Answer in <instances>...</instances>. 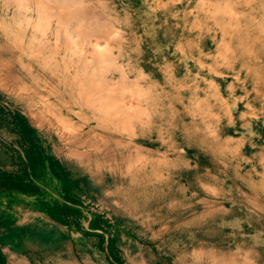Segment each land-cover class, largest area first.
Returning <instances> with one entry per match:
<instances>
[{
    "label": "rangeland",
    "instance_id": "rangeland-1",
    "mask_svg": "<svg viewBox=\"0 0 264 264\" xmlns=\"http://www.w3.org/2000/svg\"><path fill=\"white\" fill-rule=\"evenodd\" d=\"M31 2L0 0V96L106 221V264H264V0ZM81 83L145 114L116 127Z\"/></svg>",
    "mask_w": 264,
    "mask_h": 264
},
{
    "label": "crops",
    "instance_id": "crops-1",
    "mask_svg": "<svg viewBox=\"0 0 264 264\" xmlns=\"http://www.w3.org/2000/svg\"><path fill=\"white\" fill-rule=\"evenodd\" d=\"M49 146L0 96V264H51L56 255L60 264H83L76 255L73 260L74 242L85 257L91 248L106 264L103 251L114 243L106 221L73 198L70 179L58 181L65 170Z\"/></svg>",
    "mask_w": 264,
    "mask_h": 264
},
{
    "label": "bare ground",
    "instance_id": "bare-ground-1",
    "mask_svg": "<svg viewBox=\"0 0 264 264\" xmlns=\"http://www.w3.org/2000/svg\"><path fill=\"white\" fill-rule=\"evenodd\" d=\"M32 1H34V0H32ZM30 2H31V0H30ZM32 3V5H33V2H31ZM35 3V2H34ZM30 4V3H29ZM47 4V3H46ZM21 5H22V7H23V5H24V3H23V1H21ZM83 5V4H82ZM14 6H15V4H14ZM48 7V6H47ZM54 7V6H53ZM81 7V6H80ZM19 10H21V9H19ZM33 10V9H32ZM47 9H44L43 11H46ZM55 10V9H54ZM82 10V9H81ZM85 10V9H84ZM83 10V11H84ZM23 11V10H22ZM92 11V10H91ZM24 12V11H23ZM27 12H29V11H27ZM36 12V11H35ZM47 12V11H46ZM65 12H67V11H65ZM86 12H88V11H86ZM20 13H21V11H20ZM26 13V12H25ZM23 14V13H22ZM38 14V13H37ZM48 14V13H47ZM87 14V13H86ZM20 16H21V14H19ZM24 15V14H23ZM41 15V14H40ZM63 15V14H62ZM87 16H88V14H87ZM87 16H86V18H87ZM28 17V16H27ZM32 17V16H31ZM51 17V16H50ZM61 17V16H60ZM98 17V16H97ZM21 18V17H20ZM88 18H89V16H88ZM87 18V19H88ZM92 18V17H91ZM102 18V17H101ZM35 20H36V18H35ZM95 20V19H94ZM48 21V20H47ZM51 21V20H50ZM88 21V20H87ZM92 21V20H91ZM252 21V20H251ZM52 22V21H51ZM89 22V21H88ZM88 22H86L87 24H88ZM93 22V21H92ZM91 22V23H92ZM100 22H102V21H100ZM58 23H61V22H58ZM84 24H86L85 22H83ZM43 24H44V21H43ZM51 24V23H50ZM49 24V25H50ZM61 24H63V23H61ZM83 24V25H84ZM102 24V23H101ZM106 24V23H105ZM104 24V25H105ZM24 25V24H23ZM33 25V24H32ZM80 25H82V24H80ZM94 25V24H93ZM30 26V25H29ZM46 26H47V24H46ZM85 26V25H84ZM103 26V25H102ZM107 26V25H106ZM105 26V27H106ZM95 27V26H94ZM109 27V26H108ZM234 27V26H233ZM30 28H31V26H30ZM54 28V27H53ZM60 28H61V25H60ZM88 28V27H87ZM93 28V27H92ZM98 28V27H97ZM111 28V27H110ZM113 28V27H112ZM78 29V28H77ZM106 29V28H105ZM91 30V29H90ZM97 30V29H96ZM111 30V29H110ZM262 30V29H261ZM46 31H47V29H46ZM45 31V32H46ZM85 31H87V30H85ZM105 31V30H104ZM238 31V30H237ZM34 32V31H33ZM44 32V33H45ZM55 32H57L56 30H55ZM66 32V31H65ZM64 32V33H65ZM93 32H95V31H93ZM32 33V32H31ZM80 33V32H79ZM96 34H97V32H95ZM102 33V32H101ZM264 33V32H263ZM29 34H30V32H29ZM37 34V33H36ZM46 34V33H45ZM83 33H81V35H82ZM87 34H88V31H87ZM96 34H94L93 35V33L91 34V38L94 36V37H96L95 35ZM109 34V33H108ZM248 34V33H247ZM66 35L67 34H65L64 36L66 37ZM89 35V34H88ZM93 35V36H92ZM31 36V35H30ZM62 36V35H61ZM60 36V37H61ZM90 36V35H89ZM59 37V36H58ZM69 37V36H68ZM78 37V36H77ZM88 37V36H87ZM110 38L112 37V36H109ZM116 37V36H115ZM27 38V37H26ZM63 38V37H62ZM79 38H80V36H79ZM84 38V37H83ZM249 38V37H248ZM258 38V37H257ZM256 38V39H257ZM68 39V38H67ZM66 38H65V40H67ZM89 39V38H88ZM88 39H86V40H88ZM101 39H102V37H101ZM104 39V38H103ZM62 40V39H61ZM57 41H58V39H57ZM90 41V40H89ZM105 41V40H104ZM65 42V41H64ZM91 42V41H90ZM107 42V41H106ZM29 43V42H28ZM44 43V42H43ZM66 43V42H65ZM68 43V42H67ZM66 43V44H67ZM30 45V44H29ZM47 45V44H46ZM66 46V45H65ZM102 46H105V44L104 45H102ZM87 47V46H86ZM42 48V47H41ZM96 48V47H95ZM54 49V48H53ZM69 49V48H68ZM97 50H99L98 48H96ZM108 49V48H107ZM113 49V48H112ZM70 50V49H69ZM96 50V51H97ZM105 50H106V48H105ZM100 51V50H99ZM107 51V50H106ZM28 52V51H27ZM80 52H82V51H80ZM79 52V53H80ZM103 51L101 50V52L100 53H95V54H93L88 60H87V62H88V65H89V67L90 68H88L89 70L88 71H96V70H98V68L100 67V68H102V63L104 62V60H103V58H102V56H101V53H102ZM110 52V51H109ZM74 53V52H73ZM73 53H72V55H73ZM83 53V52H82ZM81 53V55L83 56V55H85L84 53H86V50H85V52L82 54ZM88 53V52H87ZM93 53H94V51H93ZM71 54V53H70ZM48 57V56H47ZM52 57V56H51ZM70 57V56H69ZM49 58V57H48ZM53 58V57H52ZM54 59V58H53ZM70 59V58H69ZM78 59V58H77ZM112 59V58H111ZM18 60V59H17ZM47 60H49V59H47ZM52 60V59H51ZM67 60V59H66ZM110 61V60H109ZM109 63V62H108ZM114 63V62H113ZM57 64H59V63H57ZM66 64H67V62H66ZM94 64H95V66L97 67V69L95 68V66H94ZM107 64V63H106ZM54 65V64H53ZM43 66H44V64H43ZM57 65H55V67H56ZM60 66V65H59ZM47 67V66H46ZM81 67V65L79 66V68ZM113 67V66H112ZM115 67V66H114ZM124 67V66H123ZM127 68V67H126ZM254 68H255V66H254ZM44 69V68H43ZM56 69V68H55ZM82 69V68H81ZM49 70V69H48ZM81 71V70H80ZM103 71H105V70H103ZM56 72V71H55ZM68 72V71H67ZM76 72H78V71H76ZM58 73H60V72H58ZM85 73H87V72H85L84 71V74ZM92 73V72H91ZM53 74V73H52ZM105 74V73H104ZM88 75V74H87ZM99 75V74H98ZM54 76V75H53ZM56 77V76H55ZM54 77V78H55ZM103 77V76H102ZM73 78H74V76H73ZM97 78V77H96ZM119 78H120V76H119ZM61 79V78H60ZM88 79V78H87ZM58 80V79H57ZM66 80V79H65ZM100 80V79H99ZM97 81V83L98 82H100V81ZM75 81V80H74ZM90 81V80H89ZM59 82V81H58ZM105 82V81H104ZM107 82V81H106ZM59 83H61V81L59 82ZM75 83V82H74ZM119 83H121V82H119ZM100 84V83H99ZM104 84V83H103ZM116 84V83H115ZM75 85V84H74ZM97 85V84H96ZM101 85V84H100ZM106 85H108V83L106 84ZM111 85V84H110ZM81 86L83 87L82 88V91H77L76 92V94H79L78 95V97L79 96H81V98H82V100L84 101V103H85V105L88 107V108H90V109H92V110H95V111H97V112H99V113H103V114H105L106 116H107V119L112 123V125H114V126H118L120 123H124L125 124V126L124 127H127V129L129 128V129H131L132 128V125H131V127L129 126H127V124L130 122V121H132L133 120V118L135 117V116H137V118H138V116H142L141 114L142 113H144L145 114V112L144 111H141V113L139 112V110H134V106H133V104H134V100L132 101V100H127V98H128V96L125 98L124 96L126 95H124V96H122V95H120L121 93H117L116 94V92L115 91H113L114 89H112V87H111V89H109L108 87L107 88H105V87H102V85L101 86H98L97 88H90L89 89V87H87V88H85V85H83L82 83H81ZM80 86V87H81ZM103 86H105V85H103ZM109 86V85H108ZM63 87H64V85H63ZM78 87V86H77ZM95 87V86H94ZM121 87V86H120ZM56 88V87H55ZM75 88H76V86H75ZM125 88V87H124ZM124 90H126V89H124ZM127 90H129L128 88H127ZM132 90V89H131ZM120 91V90H119ZM29 92V91H28ZM37 92V91H36ZM124 92H126L127 94L128 93H130L129 91L127 92V91H124ZM134 92H136V91H134ZM130 95V94H129ZM133 95V94H132ZM135 96V95H134ZM133 96V97H134ZM136 96H137V94H136ZM135 96V97H136ZM74 98H76V97H74ZM137 98V97H136ZM135 98V99H136ZM131 99H132V97H131ZM145 100V99H144ZM78 101V100H77ZM136 102H137V100H136ZM138 104V103H137ZM137 108H139L140 106H136ZM136 109V108H135ZM141 109L143 110V108L141 107ZM140 109V110H141ZM93 114V113H92ZM63 116V115H62ZM96 116V115H95ZM98 116V115H97ZM101 117V116H100ZM60 121V120H59ZM67 124V123H66ZM109 124V123H108ZM140 124H141V122H140ZM67 126V125H66ZM66 126L64 127V128H66ZM62 127V126H61ZM101 127V126H100ZM102 127H103V125H102ZM104 128V127H103ZM69 129H71V128H69ZM125 129V128H124ZM133 129H134V127H133ZM67 130H68V128H67ZM115 130L117 131V129L115 128ZM132 130V129H131ZM130 130V131H131ZM127 132H128V130H126ZM121 132V131H120ZM132 132V131H131ZM133 132H134V130H133ZM133 132L131 133V134H133ZM122 133H124V131L122 132ZM130 134V133H129ZM88 140V139H87ZM103 140V139H102ZM129 142V141H128ZM104 143V142H103ZM116 144V143H115ZM126 144V143H125ZM128 144V143H127ZM98 145V144H97ZM106 145V144H105ZM124 147V146H123ZM96 148V147H95ZM98 148V147H97ZM99 149H100V147H99ZM140 149V148H139ZM133 150H136V149H133ZM99 151V150H98ZM109 151H110V149H109ZM151 154V153H150ZM143 155H145V154H143ZM141 156V155H140ZM139 156V157H140ZM103 157V156H102ZM138 157V159H140ZM135 158V157H134ZM133 158V159H134ZM161 158V157H160ZM153 159V158H152ZM155 160V159H154ZM159 161H161L162 162V160H159ZM139 162V161H138ZM165 162V161H164ZM146 164V163H145ZM121 241H124V240H121Z\"/></svg>",
    "mask_w": 264,
    "mask_h": 264
}]
</instances>
